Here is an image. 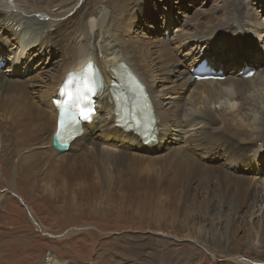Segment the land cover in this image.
<instances>
[{"label":"bare ground","instance_id":"6f19581e","mask_svg":"<svg viewBox=\"0 0 264 264\" xmlns=\"http://www.w3.org/2000/svg\"><path fill=\"white\" fill-rule=\"evenodd\" d=\"M72 1L0 0V44L6 50H0V60L6 56L11 61L7 70L0 71V148H4L8 169H12V178L15 177L16 182L22 180L23 183H29L33 190L37 189L47 199L55 198V190L60 184L65 189L82 188L87 196L92 195V192H99V195H121L127 205L137 198L150 200L154 195L153 198H162L165 201L167 196L165 204L176 209L179 221H176V226L171 225L172 228L161 227L160 234L168 237L171 235L176 240H185L193 245L190 248L186 245L185 249L175 246L169 252L173 254L171 258L174 260H177V254L178 257L182 255L179 258L185 254L184 261L189 262L192 258L189 250H195L194 245L209 247L218 243L221 248L231 246L230 238H217L215 235L211 237L209 226H206L208 230L205 226H190L187 217L190 213L191 217L206 216L215 211L219 212L217 215H227L233 222L238 218L243 220L241 213L252 219L263 211L264 216V190L255 187L252 180L246 185L239 183L244 189L237 190L232 183L229 184L228 179L234 163L252 157L256 150L264 152V64L257 62L260 71L251 79H245L255 68L247 67L252 56L251 52L244 51L246 46L261 48V44H264V19L257 20L256 16L253 18L246 1L227 0L218 18L203 21L198 19L192 30L183 29L181 34H177L180 32L177 29V35L174 34L171 42L161 38L162 40H157L158 43H152L143 42L131 32L132 27L146 22L145 16H152L149 17L148 12L152 13L153 8L146 11L145 3L139 2L135 7L121 3L112 11L107 6L112 0H96L91 4L85 0L80 6H74L66 12L67 9L62 6L69 7ZM147 4L151 6V3ZM53 7H58V10L53 12ZM70 11H74L72 19L75 21L71 26L66 24L69 22L66 15ZM165 11L171 12L170 9ZM165 18L164 22L167 21L169 25L170 18L168 15ZM61 26L68 28L63 34L55 33ZM1 35L7 38V43L2 41ZM222 40L236 52L233 57L227 55L226 66L221 63L222 68L218 67V74L223 71L227 75L224 82H199L192 74L205 57L212 58L209 52L206 56H192L185 49L182 56L186 64L174 53L176 48L195 43L192 51L195 48L197 51V46L205 48L213 52V60H218L225 54L216 49L222 48ZM45 48H48V53L52 56H56L55 62L52 63L48 57L46 63L41 61L40 56L47 52ZM244 56L247 62L241 59ZM27 58L30 63L38 60L41 66L36 71L39 74L28 80L36 81L31 91L27 87L29 85L26 86L27 81H21L16 74L14 77L6 74L16 72L26 77L28 72L26 67L23 68V62ZM49 62L51 65L47 68ZM243 64L248 71L244 78V69L234 68ZM123 65L128 66V69L124 70ZM230 65L233 67H229ZM87 68L96 73L89 75L85 71ZM82 71L84 75L81 74ZM120 71L123 73L119 74ZM130 73L146 87L153 108V118L150 120L155 126V133L150 142L144 141L130 129L117 126L114 97L120 85L118 77ZM68 77L70 81L81 78L86 84L99 82L100 89L94 97L96 118L91 124L84 126V133L68 149L59 152L53 146L58 119V111L53 101ZM216 105L221 107L220 111L215 109ZM227 122H237L244 131H238L235 124L229 128ZM242 123L247 124L241 125ZM191 130H194L190 137L191 149L165 145L167 137L176 138L181 132L189 133ZM160 143L161 153L168 151V154L161 155L158 161L146 159L152 174L149 170L147 174L137 170L139 160H136L140 153L107 148L157 149ZM1 155L0 162H4ZM218 156L224 158L227 167L214 170L211 168L210 158ZM252 159L255 158L250 160ZM183 165H189L193 169L180 182ZM2 166L6 168L0 163V169ZM256 166L257 161L253 168ZM202 170H206L207 178L201 179L207 185V193L213 194L212 187L219 192L215 194L218 196H214L215 199L194 189L198 182L196 177ZM217 175L221 177L215 181L212 176ZM261 180L263 179L259 181ZM202 182L198 184L204 186ZM180 192L184 195L180 196ZM261 224L264 225V217H259V222L255 224L258 226L257 230L264 229H261ZM38 227L42 229L40 225ZM148 227L154 229L152 226ZM258 241L255 245L263 244ZM101 248L102 251L105 250V244ZM146 248L150 250V259L153 262L156 250L152 244ZM141 249L146 250L144 246ZM164 249L168 248L164 247L160 252ZM163 257L165 255L162 254L152 264H162ZM240 258L239 254L235 256L236 261H240ZM262 259L264 253L260 260ZM61 263L53 256L43 262Z\"/></svg>","mask_w":264,"mask_h":264},{"label":"rangeland","instance_id":"374dc122","mask_svg":"<svg viewBox=\"0 0 264 264\" xmlns=\"http://www.w3.org/2000/svg\"><path fill=\"white\" fill-rule=\"evenodd\" d=\"M84 1L85 0H73V3L71 2V6L64 7L63 5L62 7L63 9L66 8L67 12L74 6L75 8L76 6H80ZM93 1L96 0H87V3L91 4ZM244 1H246L247 6L249 7L248 11L253 18L256 16L255 19H264V0ZM139 2L143 4L145 3L147 6L146 11H148V8L150 7L151 9L153 8L155 10L152 9V13L148 12L149 17L152 15L151 18L145 16L147 17L146 22H144V24L139 23L135 28L132 27L131 32L135 33L134 37L136 36V38H139L143 42L158 43L157 40L159 41L162 39L171 42L172 37L177 34H181V30L183 29L192 30V27L196 26L194 24L198 21V19L203 21L210 18H218L220 11L226 6L224 3L227 2V0H112L110 2L111 4H106L108 9L113 11V8L117 7L121 3H126L127 6L135 7L139 4ZM147 2L151 3V6L147 4ZM237 2L241 4L240 1ZM67 4H69V2H67ZM56 9L58 10V7L51 8L53 12H56ZM165 9H170L171 12H167ZM200 12L202 13L201 15ZM73 13L74 11H70L69 14L66 15V18L68 19L67 21H69L66 24H69V26L73 25L75 22L73 20L74 18L72 19ZM167 15L170 18L169 25L167 21L164 22ZM67 28L68 27L61 26L59 30L55 31V33L63 34ZM177 29L180 32H177L176 34L175 32ZM1 37L2 41L7 43V38L2 35ZM11 37L13 36L11 35ZM220 44L222 48L217 47L216 49L222 50L225 52V54L218 60H213V52L205 48H199L197 46V51L196 48L192 51L195 43L194 45L188 43L183 47L176 48L174 53L181 61L185 63L182 54L186 51L187 53L190 51L192 56H206L205 54L209 52L212 58L205 57L204 60L212 67V69H215L217 72L220 70L218 67L221 66L220 68H222L223 66L221 63L225 64L227 55L228 57H233L236 55L235 50L230 48V46L224 43L223 40L220 42ZM263 45L264 44H261V48H258V46H246L244 51L249 53L251 52L252 58L248 62L246 61L245 56L241 58L247 62V67L255 68V74L260 71L259 66H257L256 63L261 62L264 64ZM240 46L241 45L239 44L238 47ZM40 49V51H42V48ZM0 50L6 51L5 48L2 47V44H0ZM45 51L47 52L42 55L43 57L40 56L43 63H46L48 58L51 59L52 63L57 60L55 55L52 56L51 53H48V48H45ZM55 53L59 54L57 51H55ZM4 57L5 58L0 60L1 63L4 64V66L0 68V71L7 70V67L11 65V61H8L9 57ZM50 65L51 63L49 62L47 68H49ZM24 67H26V71L28 72L26 77L16 72H8L6 74L10 77H14L16 74L18 75L16 77H19L18 79L21 81H27L26 86L29 85L27 87L31 91L33 86L36 85V81L33 80L28 82V80L39 74V72L36 74V71H39L41 66L39 65L38 60H33L32 63H30L29 58H27L26 61L23 62V68ZM229 67L233 66L230 65ZM234 68H239L241 70L244 69L242 71V77L244 78L245 72L247 71L245 69V65L243 64L240 66H234ZM195 71L196 69L192 71V74H194ZM220 73L222 76H224V80L219 82H224L227 78V75L223 71ZM215 109L220 111L221 107L216 105ZM227 124L229 128L235 124L234 127H238V131H244V128H242L240 124H237V122L234 124L227 122ZM246 124L247 123H242L241 125ZM198 129L199 127L196 128V130ZM193 131L194 130H191L189 133L181 132L179 136H176V138L173 136V138L167 137L165 140V145H169L170 147L179 146L185 150L191 149L192 144L190 142V137L193 135ZM178 139L180 140L178 141ZM160 146L161 143L157 148L158 150L151 148L144 150H137L133 148H107L116 151L132 150L134 152L140 153L136 160V162L139 160L137 163L139 166L137 170L140 169L146 174L149 170L148 172L152 174L153 171L147 167V160L153 159L154 161H158V159L161 158V155L165 156L168 154V151H162L161 153ZM1 148L0 155L2 154L1 156H3L4 162L2 161L0 163L6 168H3L2 166L0 169V264H43V262L50 258V256L56 257L62 262L61 264H143L147 262L148 264H152L154 261L158 260L162 254L165 255V257H163L161 260L162 264H264V259L260 260L262 253H264V229H262L264 225L261 224L262 230L259 229L260 231L257 230L258 226L255 225L257 222H259V217L263 219V211L261 213H257V217H253L252 219L244 213H241L240 215H242L241 218H243V220L238 218V220L236 219L235 222L229 219V217L225 214L217 215L219 212L216 211V213L212 212L206 216L203 214L204 216L194 215L191 217L190 213L187 217L189 219L188 221H190V226L193 224H195L194 227L209 226V232L212 233L210 234L211 237L212 235H215L217 238H230L229 241L231 246L229 245L230 247L228 246L226 248H221L218 243H213V245L209 247L194 245V248L196 247L195 250H189L190 254L192 255V258H190L189 262L184 261L185 254L182 258H179L182 255H179L178 257L177 254V256H175L177 260H174L171 258L173 254H170L169 252H172V250L175 249V246H179L178 248L183 247L185 249L186 247L189 246L190 248L193 245L188 244V242L185 240H176L175 238H172L173 236L171 235L168 237L160 234L162 232L161 227L169 229L172 228L171 225L176 226V221H179V218L176 216V209L167 207L165 204L167 196H165V201L162 198H153L154 195L152 198H150V200H142L137 198L127 205V201L122 199L121 195H116L114 193H103L99 195V192H92V195L87 196L82 188L77 187L78 190H75L76 187L65 189V187L61 186L60 184L57 185L58 188L55 190L56 193L54 199L43 198L40 195V191L38 192L37 189L33 190L28 185L29 183H23L21 182L22 180H17L18 182H16V178H12V169H8V159L5 155L4 148ZM142 157L144 161L142 160ZM251 158H255L257 160H250ZM210 159L212 164L211 168L214 170L227 167L225 165L224 158L221 156ZM256 161L257 166L253 168V164ZM157 163L158 162H156V164ZM182 169L184 170H182L183 174L181 176L180 182H183L185 179L184 176L189 174L193 168L189 165H183ZM205 172L206 170H202L197 175L196 178L198 182H202L201 178H207ZM220 177L221 176L219 175L215 177L212 176L215 181H218ZM228 179L229 184L232 183L231 185H233L237 190L242 191L244 189V187L239 183H244V185H246L250 180H252V183L255 187L264 190V152L262 153L261 150H256L254 151L252 157H247L245 160H240L234 163L231 169V175ZM253 179L255 180L253 181ZM260 179L263 180L259 181ZM198 182H196V186L194 188L195 190L199 191L198 193L201 192V194H206L207 196H210L214 199L215 197H218L215 196V194L217 195L219 193L216 188L212 187L213 194L210 192L207 193L205 190L207 189L205 181L202 182L205 184L204 186L198 184ZM202 188L204 192L202 191ZM13 193L17 196H14ZM179 195L183 196L184 193L180 192ZM29 208L32 214L30 213ZM205 210L206 208L204 207V211ZM255 211H257V209ZM38 225H40L42 229H40ZM148 225L154 227V229L151 230ZM146 226L147 228H144ZM226 230L227 232H225ZM258 231L260 234H258ZM257 240H259L258 243L263 242V244L260 245L259 243L255 245ZM104 244L105 250L102 251L101 247ZM149 244H152V247H154L156 250V256L154 255L155 259L153 262L152 259H150V250H147L146 248ZM143 246L146 249L145 251L144 249H141ZM160 246H162V248H159ZM164 247L168 249H164V251L161 253L160 249L163 250ZM50 253H52V255ZM238 254L241 255L240 261L235 260V256Z\"/></svg>","mask_w":264,"mask_h":264},{"label":"water","instance_id":"95a60500","mask_svg":"<svg viewBox=\"0 0 264 264\" xmlns=\"http://www.w3.org/2000/svg\"><path fill=\"white\" fill-rule=\"evenodd\" d=\"M53 146H54L55 150H56V151H59V152H64V151L67 149V148H62V147L58 144L56 138H54V140H53ZM50 254L52 255V253H50ZM50 257H51V256H50Z\"/></svg>","mask_w":264,"mask_h":264}]
</instances>
